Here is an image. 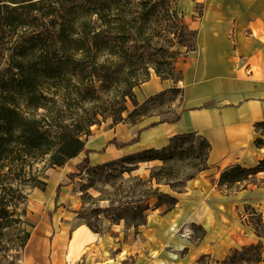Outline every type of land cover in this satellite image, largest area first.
I'll list each match as a JSON object with an SVG mask.
<instances>
[{
  "label": "trees",
  "instance_id": "trees-1",
  "mask_svg": "<svg viewBox=\"0 0 264 264\" xmlns=\"http://www.w3.org/2000/svg\"><path fill=\"white\" fill-rule=\"evenodd\" d=\"M43 1L0 0V45H14L18 48V55L27 59L26 51L30 47L25 41H19L17 37L14 41L13 37L8 38L11 36L10 32H25L33 26L28 21L31 19L30 14L37 11L36 6ZM48 2L52 16L50 23L54 29L53 35L48 39L49 47L55 48L52 53L46 54L35 66H31L26 75L21 61L11 59L5 66L0 56V251L9 248L16 251L22 249L30 237L31 230L35 228V223L29 219L27 213L28 191L31 188L45 189V176L42 172L49 168L61 167L81 153L84 156L75 165L76 170L86 168L90 164L89 154L92 151L86 149L85 143L90 135L91 126L100 124V121L96 115L79 116L70 123L63 119L59 103L62 105L68 103L59 95V86H62L63 81L77 78L83 91H78L81 94L78 101L81 103L94 100L98 93L110 90L112 76L104 79L94 66L103 55L116 60L120 67L136 59L145 70L151 67L161 80L177 83L182 79L181 71L175 67L177 59L195 49L196 31L179 21L181 16L172 8L169 0H48ZM113 11L116 13L111 15L110 12ZM132 13L137 15L132 19L136 23L134 25L129 19ZM159 18L166 22L162 30L174 34L175 44L184 48V52L179 51V48L169 52L168 48L151 47L146 37L147 32ZM112 22L113 28L110 27ZM76 25L79 26L78 29ZM131 34L140 38L138 47H129ZM37 38L39 36L30 37L26 41L32 44ZM147 54L149 61L144 58ZM91 61L95 72L88 70ZM118 80L116 78V81ZM148 80L147 72L141 84ZM124 82L117 83L122 88L118 94L122 105L114 107L109 116L112 126L139 123L144 116L141 109L165 92L149 96L140 103L133 92L138 83ZM169 90L178 91L175 88ZM127 100L131 103L132 110L125 105ZM123 113L126 114L125 117ZM179 119L178 114H173L152 123L147 128L162 123H175ZM256 128H264V123H258ZM190 135L193 134L174 136L172 141L176 140L178 143V140ZM200 140V146L205 149L204 160H207L210 145L203 137H200ZM136 142L138 138L128 142L111 139L108 144L122 149ZM254 144L262 147L264 142L261 138H256ZM174 149L173 146L160 151L146 149L135 157V160L138 162L165 160L174 156ZM41 162L43 167L34 169V166ZM260 172H264V159L251 168L230 166L220 173L218 184L232 185L248 181ZM176 203V198H170L166 212ZM158 206L160 204L156 205ZM148 210H152L149 205L140 204L131 209L130 216L125 210V215L122 213L111 222L116 224L126 216L131 223L139 222L134 224L139 227L144 224ZM88 227L98 232L92 226ZM10 230L16 231V235L20 237L19 245L7 246ZM249 251L256 252L253 253L255 264L264 261L260 252L261 245L257 244L251 248L242 247L240 252H233V255L228 257L229 263L236 264L238 255L243 253L244 256ZM241 260L246 261L244 258Z\"/></svg>",
  "mask_w": 264,
  "mask_h": 264
},
{
  "label": "rangeland",
  "instance_id": "rangeland-1",
  "mask_svg": "<svg viewBox=\"0 0 264 264\" xmlns=\"http://www.w3.org/2000/svg\"><path fill=\"white\" fill-rule=\"evenodd\" d=\"M169 1L172 8L181 16L179 21L187 25L185 20L187 12L183 7L186 0ZM36 7L38 10L32 12L31 19L28 20L32 27L25 32H10V37L7 35L8 39L13 37V41L16 37L19 41H25V44L30 47L26 51L27 59L18 55V48L14 45H0V56L5 66L11 59H18L24 65L25 75L31 66H35L46 54L52 53L55 49L54 46L49 47L48 41L54 32L50 23L52 21L50 4L48 0H44ZM195 9L198 15L200 7L197 6ZM115 13V11L110 12L111 15ZM136 17L135 13L131 14L129 19L132 25L136 24L132 20ZM165 25L164 19L159 18L153 23L152 29L148 30L146 37L151 47L168 48L169 52L179 48V51L184 52V48L175 44L176 36L162 30ZM110 27H114L113 22ZM76 28L78 29L79 26L76 25ZM131 35L129 47H138L140 38L134 34ZM36 36L39 38L32 44L26 41ZM149 54L144 56L146 61H149ZM94 66L104 79L112 76L110 90L98 93L99 98L81 103L78 101L81 95L78 91H83L77 78L65 80L62 86H59V95L68 103L67 105L59 103V109L63 119L68 123L79 116H97L100 124L91 126L90 135L85 143L87 149H95L97 154L92 155V162L86 168L79 170L75 168L84 156L81 153L61 167L49 168L42 172L45 176V189L31 188L28 191L27 213L36 226L31 230L30 237L22 249L16 251L9 248L6 251H0V264H23L25 250L32 251L37 256L36 264H67L65 254L71 230L80 226L90 230L88 225L102 236L110 235L111 242H106L110 256L121 254L118 258L120 264H230L228 257L235 251L240 252V248L218 260L209 254L198 256L197 251L204 236L203 227L198 224H186L179 228H169L166 223L169 220L166 218V208L170 198L178 199L180 194L186 192L193 184V180L207 168V160H204L205 149L200 146V136L192 133L193 135L178 140L177 143L176 140L167 138L166 133L153 131L151 135L149 134L150 137L143 139L138 146L128 150L104 148L105 151L99 153L107 139L117 136L116 125H111L112 120L109 117L114 107L122 105L118 97L122 88L117 83L124 84V81L138 83V86L133 89L135 92L142 85L141 82L146 78L147 72L149 79L155 73L151 67L145 70L136 59L120 67L116 60L103 55L98 58ZM88 70L95 72L92 61ZM116 78L119 80L116 81ZM179 97V92L174 90H167L164 95L156 96L141 109V114L144 116L139 123L151 125L171 117ZM125 105L132 110L128 100ZM125 116L126 114L123 113V117ZM120 125L122 124H117L118 127ZM261 129L264 134V128ZM170 146L175 148L174 156L171 158L141 162L135 160V157L146 149L160 151ZM41 167L43 162L34 166V169ZM211 175L203 176L210 178ZM140 204L149 205L152 209L146 212L147 216L143 225L134 226L139 222L131 223L126 216L124 220L112 224L113 219L118 218L122 213L125 215V210L130 216L131 209ZM159 204V208L156 207ZM154 206L158 209H153ZM252 219L256 234L262 236L260 218L253 216ZM8 237V247L21 243L20 237L14 230L9 231ZM259 244L261 257L264 258V239ZM128 248L130 254H126ZM95 249L100 252L99 247ZM253 253L256 252L249 251L244 256L241 253L235 260L236 264H255ZM243 258L245 262L241 260ZM256 264H264V261Z\"/></svg>",
  "mask_w": 264,
  "mask_h": 264
},
{
  "label": "crops",
  "instance_id": "crops-1",
  "mask_svg": "<svg viewBox=\"0 0 264 264\" xmlns=\"http://www.w3.org/2000/svg\"><path fill=\"white\" fill-rule=\"evenodd\" d=\"M184 5L186 24L196 31V39L195 49L176 61L182 79L174 83L152 74L134 92L141 103L159 92L177 89L180 99L174 114L180 119L149 128L140 123L116 125L117 136L107 139L99 153L104 148L138 146L153 131L166 133L169 139L188 133L206 139L210 145L207 168L180 194L166 213V223L169 228L202 226L204 236L197 255L209 254L218 260L264 239V172L248 181L218 184L224 169L235 165L251 168L264 159V145L257 148L254 144L256 138L264 142L262 129L256 128L264 123V0H186ZM135 138L138 142L122 149L108 144L111 139L128 142ZM88 150L92 162L97 151ZM208 174H212L210 178L203 176ZM253 216L260 218L262 236L254 230ZM84 228L76 227L69 234L67 264H120L121 254L110 256L106 243L111 242L110 235L91 230V240L81 236V249L70 261L69 242L74 231ZM126 254H130L129 248ZM37 262L32 251H24L23 264Z\"/></svg>",
  "mask_w": 264,
  "mask_h": 264
},
{
  "label": "bare ground",
  "instance_id": "bare-ground-1",
  "mask_svg": "<svg viewBox=\"0 0 264 264\" xmlns=\"http://www.w3.org/2000/svg\"><path fill=\"white\" fill-rule=\"evenodd\" d=\"M85 236L87 241L91 240L92 236L88 229H79L74 231L72 238L69 242V260L73 261L76 258V255L81 249V242L79 241L80 237Z\"/></svg>",
  "mask_w": 264,
  "mask_h": 264
}]
</instances>
